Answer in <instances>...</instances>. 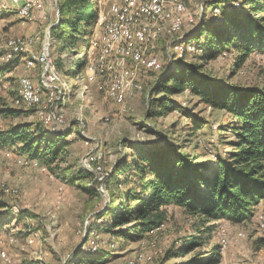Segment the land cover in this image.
Here are the masks:
<instances>
[{
    "label": "rangeland",
    "instance_id": "rangeland-1",
    "mask_svg": "<svg viewBox=\"0 0 264 264\" xmlns=\"http://www.w3.org/2000/svg\"><path fill=\"white\" fill-rule=\"evenodd\" d=\"M111 1L115 0H92L93 15L97 13V16L86 29L87 40L81 42L77 39L73 49H69L63 39L50 37V27L57 24L58 18L56 0H50L52 6L42 14L46 19L41 21L36 16L31 20H22L15 13L16 9L11 7L8 13L0 11L1 39L40 36V43L29 47L27 54L23 53L28 58L38 52L49 30L50 58L52 62L55 61L54 70L61 77L67 95L62 113L67 125L56 131L65 132L71 128L70 135L65 140L64 152L51 164V168L41 160L21 155L16 150L17 145L0 147V213H8L16 219L13 218L10 222V219L4 220L9 223L0 227V240L3 239L0 253L9 254L11 264H63L67 258L69 264H75L86 262L84 255H96L100 250L105 251L104 260L101 263L87 264H159L169 247L177 248L184 239L191 236H203L202 232L196 230L193 217L181 207L169 205L166 206L167 221L159 230L152 233V229L148 231L150 237L126 242L120 240L108 231V227H103L104 216L103 220L98 219L109 205L108 193L114 188L112 183H107V177L118 160L130 158L132 150L129 143L150 151L166 145L190 162L204 165H211L217 160V156L225 157L230 151L226 142L233 137L226 127L232 121L231 116L224 111L211 109L189 88L172 94L169 97L172 103L162 115L148 116L149 93L163 74L165 66L174 68L181 64H202L205 73L221 83L264 88V53H251L236 69L233 52L209 59L185 54H200L201 49H191L195 40L181 39L189 35L203 17L207 22L210 18H214V21L219 13L217 6L216 15L213 14L214 7L212 11L209 7L216 0H195L194 4L187 5L194 17L192 27L162 35L150 42L145 49L144 56L158 58L162 69H141L133 86L127 89L125 101L122 104L115 103L106 96L105 79L97 78L94 82H89L84 67L88 59L90 38L101 32ZM238 1L233 2L235 8L239 6ZM176 42L191 43L187 44L191 50L182 46V50L176 51L173 48ZM33 64L32 71L22 65L26 73H21L25 76L29 74L28 77L38 83L41 67L34 60ZM21 73L16 70L12 72V80H8L11 91L12 88L17 91L19 77L15 75ZM10 85L8 89L1 90L0 93L3 94H0V105L4 103L3 105L24 112L17 116L0 117V130L18 123H41L35 111L14 105L12 100L16 97L15 94H7ZM45 126L51 132V126ZM96 150L102 153L99 161L100 171L103 173L101 187L92 164L85 162L84 157L88 152L90 156L95 153L91 151ZM83 171L91 173V176ZM94 183L97 186L89 189ZM24 213L30 215L23 216L26 215ZM259 213L264 214V210L253 212L248 220L241 223L228 220L213 222L214 231L193 253L216 248L220 253L217 264H264V233L258 228ZM86 228V240L81 245L79 254L72 260L70 256L80 243ZM29 236L33 237L31 243L26 242ZM9 237L13 240L7 244L6 239ZM222 239L226 241L223 252L219 246ZM109 244H114L115 248H108ZM188 258L190 254L164 264L178 263Z\"/></svg>",
    "mask_w": 264,
    "mask_h": 264
},
{
    "label": "trees",
    "instance_id": "trees-1",
    "mask_svg": "<svg viewBox=\"0 0 264 264\" xmlns=\"http://www.w3.org/2000/svg\"><path fill=\"white\" fill-rule=\"evenodd\" d=\"M234 1L210 3V11L215 6L219 8L215 20L210 18L207 22L203 17L195 25V31L184 36L195 40L193 43L201 53L185 54L209 59L233 52L236 69L251 53H264V0H239L237 8ZM56 3L59 19L50 27V37L63 39L69 49H73L77 39L81 42L87 40L86 29L94 22L97 13L93 15L92 0H56ZM14 63L1 68L0 72L8 71ZM9 78L5 81L12 80ZM186 88L211 109L231 116L232 121L226 127L233 137L226 142L230 151L225 157L217 156L211 165H204L190 162L166 145L150 151L129 143L130 158L118 160L107 177V183H112L114 188L108 193L109 205L98 219L103 220L104 216L103 227H108V231L120 240H140L150 237L148 231L167 221L166 206L181 207L195 219L196 230L205 237L191 236L177 248L169 247L159 264L186 254H190V258L170 264H217L220 253L216 248L193 253L214 231L213 222L246 221L264 199V88L221 83L207 75L202 64H181L174 68L167 65L149 93L148 116L162 115L172 103L169 97ZM9 90L7 94L16 96L17 91L14 88L11 91V85ZM158 95L161 96L156 97ZM3 104L0 105V117L24 112ZM70 130L52 134L42 121L18 123L0 130V147L17 145L16 150L21 155L41 160L51 168L64 152ZM85 173L91 176V173ZM95 184L89 189L95 188ZM2 214L0 227L14 218L8 213ZM27 215L30 214L23 216ZM79 252L80 248L75 254ZM104 252L100 250L96 255H84L83 258L86 262L101 263Z\"/></svg>",
    "mask_w": 264,
    "mask_h": 264
},
{
    "label": "bare ground",
    "instance_id": "bare-ground-1",
    "mask_svg": "<svg viewBox=\"0 0 264 264\" xmlns=\"http://www.w3.org/2000/svg\"><path fill=\"white\" fill-rule=\"evenodd\" d=\"M194 3L195 0L111 1L108 5L107 16L101 32L99 35L97 34L98 36L90 38L88 59L85 63L89 82H94L97 78H104L106 81V96L115 103L122 104L125 101L127 89L133 86L141 69L153 71L161 69V63L158 58L144 56L145 49L149 43L162 35L192 27L194 17L193 13L188 12L187 5ZM36 5H43V0H36ZM9 10L10 7H0V11L2 12ZM217 13L218 8L214 7L213 14L216 15ZM16 14L22 20H26V13H20L19 9H16ZM33 18L34 16H27V20ZM28 38H0V70L8 64L13 63L17 58L22 60L26 69H33L34 60L36 64L40 65L42 71V61L37 56H41L44 51V66L48 69L46 80L49 83H45V76H42L41 73L38 83H35L30 77L25 75L19 77L17 94L12 102L26 109H33L44 125H48L49 107L53 103V119L55 121H65L62 113L67 95L62 79L54 70L53 62L50 58L48 50L49 37L45 36L38 52L29 58L27 55L23 56V53L27 54L30 50L25 49L33 46V44L40 43V36H33L31 45H29ZM187 44L191 43L176 42L173 48L176 51L182 50V46L186 50L198 49L194 47L195 45L191 49H188L190 45ZM3 50L4 54L2 53ZM100 60L101 62L99 63ZM90 67H95L94 73H92ZM10 72L11 70L6 71V74H10ZM6 79H0V92L3 88H9V82L5 81ZM50 83L55 86V94L52 92ZM28 87H32L33 92L39 93L38 102L35 97L31 96V90ZM36 106L37 109H35ZM50 129L52 134L58 132L54 127H50ZM101 158L102 153L95 152L89 156L88 161L92 164L93 168H97ZM92 170L95 173L94 169ZM10 192L14 193L15 191ZM257 223L259 230L264 233L263 213L258 214ZM160 227L161 225L150 232L159 230ZM32 238L31 236L27 237L26 242L31 243L33 241ZM12 240V238L9 239V241ZM1 242H3L2 239L0 240ZM219 246L220 251L223 252L226 248L225 239L221 240ZM107 247L110 249L115 248L114 244H109ZM10 261L11 259L5 253H0V263H9ZM75 264H87V262L82 261Z\"/></svg>",
    "mask_w": 264,
    "mask_h": 264
},
{
    "label": "built area",
    "instance_id": "built-area-1",
    "mask_svg": "<svg viewBox=\"0 0 264 264\" xmlns=\"http://www.w3.org/2000/svg\"><path fill=\"white\" fill-rule=\"evenodd\" d=\"M50 6H52L50 0H43V5H36V0H11V1L0 0V7H11V8H14V9H19L20 13H26V20H27V16H34L35 17V14L37 12H41L42 14L45 13L46 10ZM153 7H154V2H153ZM197 9H198V7H197ZM182 14H185V13H182ZM28 39H29V45H31V42H32V39H33V35H30V37ZM94 43H95V39H94ZM25 50H29V48L25 49ZM2 53L4 54V50L2 51ZM37 57H39L40 61H42L41 75L45 76V83H49L46 80V73L48 72V69L44 66L45 52L43 51L42 55L41 56H37ZM90 59H91V56H90ZM100 62H101V60L99 61V63ZM90 70L92 71V73H94L95 72V67H90ZM28 89L31 90V96L35 97V99H37V102H38L39 93L33 92L32 91V87H28ZM51 89H52V92H54V94H55V86L53 84H51ZM35 109H37V106H36ZM53 109H54V106H53V103H52L51 106L49 107L48 125L51 126V127L56 128V129H58L59 126L67 125L66 121H55V119H53ZM91 152H97V150L96 151H91ZM89 153L90 152H88L84 156L85 157V162H88ZM21 161H27V160H21ZM100 163L101 162H99V166L97 168H93L94 171H95L96 178H98V183H100L99 187H101V181H102V175H103V173L100 172ZM89 248H90V245H89ZM15 264H18V263L16 262Z\"/></svg>",
    "mask_w": 264,
    "mask_h": 264
},
{
    "label": "crops",
    "instance_id": "crops-1",
    "mask_svg": "<svg viewBox=\"0 0 264 264\" xmlns=\"http://www.w3.org/2000/svg\"><path fill=\"white\" fill-rule=\"evenodd\" d=\"M10 11V10H9ZM9 11H6L5 13H8ZM15 13H16V11H15ZM35 16L37 17L36 19H39L40 18V21H41V19L42 20H44V19H46V17L45 18H43V16H42V13L41 12H37L36 14H35ZM42 16V17H41ZM3 18V17H2ZM15 61H18L19 63L18 64H16V63H14L13 64V66L11 67V68H9V70H11V72H10V74H6V72H0V76L3 78V79H5V78H9L10 76H12V72H14L15 70L18 72V73H26V71H24V69L22 68L23 66H24V64H22V62H21V60H15ZM14 61V62H15ZM23 65V66H22ZM25 68V67H24ZM26 69V68H25ZM28 71H32V69H27ZM22 73L21 74H18V75H15V76H17V77H21V76H24V75H22ZM29 75V74H28ZM27 75V76H28ZM31 75H32V73H31ZM11 78V77H10ZM9 78V79H10ZM17 82H18V80H17ZM17 89H18V83H17ZM254 210L255 211H257V210H264V199L263 200H261L256 206H255V208H254ZM254 211V212H255ZM2 234V233H1ZM14 237V236H13ZM10 238V237H9ZM9 238H7L6 239V243L7 244H9L8 242H9ZM3 240V239H2ZM13 242H15V238H14V241ZM13 242H11V243H13ZM1 246H3V245H1ZM6 254V253H5ZM11 260H12V258L10 257V255L9 254H6ZM12 263V261H10L9 263H2V264H11ZM13 264H15V262H13Z\"/></svg>",
    "mask_w": 264,
    "mask_h": 264
},
{
    "label": "water",
    "instance_id": "water-1",
    "mask_svg": "<svg viewBox=\"0 0 264 264\" xmlns=\"http://www.w3.org/2000/svg\"><path fill=\"white\" fill-rule=\"evenodd\" d=\"M57 19H59V16H58ZM195 29H196V27H194V28L191 30L190 34H192V33L195 31ZM46 35H47V37H49V30L47 31V34H46ZM187 40H189V36H187V37H183V38L181 39V41H187ZM104 197H105V194H104ZM86 236H87V228H86L85 231H84V234H83V237H82L80 243L74 248V250H73V252H72V255L70 256V258H71L72 260L76 257L77 254H75V251H76L78 248H80L81 245L84 243V241H85V239H86ZM68 260H69V258H67V259L63 262V264H66V263L68 262Z\"/></svg>",
    "mask_w": 264,
    "mask_h": 264
}]
</instances>
